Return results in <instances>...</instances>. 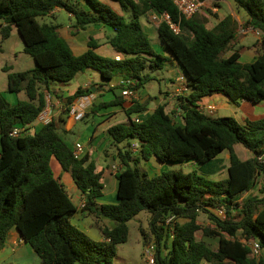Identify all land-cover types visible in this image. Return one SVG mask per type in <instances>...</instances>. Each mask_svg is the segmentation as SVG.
<instances>
[{
	"label": "trees",
	"instance_id": "16d2710c",
	"mask_svg": "<svg viewBox=\"0 0 264 264\" xmlns=\"http://www.w3.org/2000/svg\"><path fill=\"white\" fill-rule=\"evenodd\" d=\"M112 1L121 12L100 0H83L82 6L73 0H0L2 38L15 27L23 51L35 63L32 69L7 74L8 91L24 92V100L10 104L0 95V249L15 228L41 264H113L117 245L127 241V222L144 211L149 220L148 232L142 237L145 242L153 241L154 264H264V164L258 160L264 154V115L249 112L240 123L229 116L213 118L198 105L201 98L213 94L226 96L234 105L241 100L264 101V44L252 62L241 63L239 50L234 48L231 16L207 29L196 15L182 17L170 0ZM234 2L246 13L245 27L264 32V0ZM55 9L69 13L80 30L98 24L110 27L109 44L118 55L97 54L92 38L88 49L75 55L58 24L37 20ZM149 11L167 12L181 29L175 34L165 23L156 26L163 48L183 71L186 94L177 96L183 123L177 124L164 105L140 121L131 115L144 110V105L133 102L124 109L126 121L106 131L113 146L126 142L115 156L119 164L117 202L98 205L104 189L102 171L88 154L74 157L73 148L60 134V120L52 119L34 132L29 128L45 109L53 82L68 83L86 70L98 72L106 82L120 76L124 83L109 88L114 100L94 106V113L102 107L123 106L115 89H124L127 81L132 83L127 87L141 89L151 80L145 69L162 70L170 59L154 49L144 29L142 19ZM228 49L231 53L223 56ZM90 93L89 88H77L64 98L66 108ZM15 127L24 132L11 136ZM133 140L138 144L136 155L129 149ZM237 145L251 155L240 157ZM225 150L228 176L220 180H211L195 169H167L148 177L139 167L141 160L151 158L161 163L196 161L203 165ZM52 158L82 194V210L114 223L112 228L99 226L102 241L72 224L77 208L54 176ZM260 176L261 196L248 195ZM200 214L207 216L208 225L199 224ZM170 216L183 221L169 231L166 221ZM198 231L202 232L200 239L196 238ZM207 239H217V244L212 246ZM242 240L256 241L261 254L252 256Z\"/></svg>",
	"mask_w": 264,
	"mask_h": 264
},
{
	"label": "crops",
	"instance_id": "0c3cea01",
	"mask_svg": "<svg viewBox=\"0 0 264 264\" xmlns=\"http://www.w3.org/2000/svg\"><path fill=\"white\" fill-rule=\"evenodd\" d=\"M73 1L78 2L80 6H82L83 4V0H73ZM224 1L225 0H221V2ZM115 6L116 7H112V8L118 12H121L118 3H116ZM204 8L211 9L214 15H218V19L214 25L209 26L210 22L208 21H210L211 15L203 11ZM61 10L62 9H55L47 16L52 19L57 18V16H59V14L61 13ZM198 13H200L201 15L200 14L197 15ZM198 13L196 14V16L203 19L207 29H212L214 26L217 25V23L220 20L226 17L219 14V7H217L213 11L210 3H207L206 6H204ZM67 14H68V21L70 22L69 25L66 26L63 25V23H58V22H53V23L59 25L58 31L60 35L65 39V41L68 43L70 49L75 55H80L88 49L87 42L89 38H92L97 42V48L95 49L97 54L108 58H115L118 55L110 46L109 37L107 38L104 33L105 27L108 26L102 24L89 25L86 26L85 29L80 30L74 27V23H75L74 18L69 13ZM232 18L234 21L238 23V27H241L240 26L241 20L239 15L238 14L236 16L234 15V17ZM246 18L243 19L244 23L246 21ZM142 23L144 25V17L142 19ZM146 27L148 28L149 25H146ZM146 27L144 26V29ZM258 49H259L258 47H253L248 49L250 51L248 54L250 55L248 56L247 60L250 59V62H252L257 57V55L261 53V51H259ZM163 52L165 54L167 53L165 48H163ZM239 54H240L239 61L241 63L243 62L250 63V62H245L246 60L241 61V56L243 55L241 50H239ZM169 59L170 62H167L165 64L162 71L166 72L167 74L171 72L168 75V77L165 79V83L166 85L169 86L175 85L176 87L173 90L159 91L160 93L158 98H152L151 96H147V98L141 99L139 93L140 89H139L136 91V94L132 99H128L121 95L122 89H115V94L121 96V99L124 101L123 106L118 105V106L102 107L97 112L94 113L92 112V108L94 106L99 105L100 103H111L114 100L115 95L113 92L109 91V88L121 86L122 83H124L123 79L120 76H115L107 83H102L100 82V80H97L98 79L97 77H99L100 75L96 71L86 70L82 73H79L78 75H80L82 79L78 84L77 88H83V89L89 88L91 90V93L89 95L82 96L76 99L72 103V105L67 107L68 110L63 100L65 97L73 94L75 91H71V93H68L65 96L62 94L61 89H59V87H54L52 83L50 84V86L52 85V87L51 88L49 87V90L50 92L53 91V93L50 94V99H51L50 106H48V104L46 105L43 112L40 113V115L37 117L35 122L30 126L29 131L30 132L37 131L42 125L46 124L52 119L58 121L60 120V129H61L62 115L60 114L64 110L67 111L68 114H70V116H73L74 118L76 114H81L82 117L79 120H84L88 118L90 114L93 115L95 114L99 117L100 119L99 125L87 126L85 128V131L82 133V135L79 136V138L74 142V144L79 143L82 145L83 147L82 155L88 154L89 160L94 161L97 170L102 171V182L104 185V189H103V196L97 200L98 205L117 202V197H116L117 182L115 179V173L119 169L118 167L119 164L117 159H115V156H116L117 148L126 147V142L120 143L117 146H113L111 144L112 143L111 139L106 131L110 126L126 121L127 118L125 116L124 109L130 107L133 102L134 104L144 105L145 106L144 110L138 113H133L131 115V118L133 120L140 121L148 117L158 105H164L165 111L167 113H171L172 109H175L177 111L175 112V116L173 117L174 120L175 118L176 119L178 118L176 122L177 124L181 125L183 123L182 115L180 114V108L177 107L178 105L177 96L181 94L183 95L186 94V92L183 93L179 92L180 90L179 87L181 85V82L178 81V79L183 75V73L180 72L181 68L178 65V63L173 58H169ZM176 82H178L179 84ZM108 94L110 95L109 97L107 96ZM150 102H154L155 106L152 108H148V104ZM229 103L231 102L226 96L222 94H213L211 96H206L201 98L200 101L198 102V105L202 104L204 105V107L211 106L215 111V109L217 110L220 108H227L229 106ZM235 106L242 112V115L240 116L239 119L240 123L243 122L245 115L249 112H251L255 116L264 115V113H255L254 108L256 104H253L245 100H241L239 104ZM169 108L171 109L168 110ZM122 113L124 114L125 118L124 117L122 118L121 115ZM119 115H121V117ZM63 131L65 133L67 132L65 129ZM130 143L134 144L135 141L133 140ZM71 147L73 148L74 145ZM108 147H110L113 150L110 151ZM129 149L132 151L134 155H136L138 152V151H134L131 147H129ZM189 163H193V164L195 163L197 166L200 165L196 161H189ZM50 165L54 176L58 179L60 183L64 185L67 193L71 197L72 202L77 208V212L74 214V216L71 219L72 224L75 225L77 228H79L90 238L96 241H102L103 237L100 234L99 226H107L112 228L114 226V223L105 217L95 218L92 215H89L86 211H83L82 209L78 208L79 204L84 200L82 194L75 186L70 174L68 172L63 171L61 166L54 158L51 159ZM113 166H115L116 169H112ZM140 169L145 174H147L148 177L158 175L161 172L167 170L164 169L163 166H161V164L159 163V161L156 160L155 158H151L145 161L144 167ZM195 170L197 169L195 168ZM72 195L74 196L75 200L78 201V203L74 201ZM180 221L183 220L181 219ZM32 252L34 253V251L25 242V240L22 239L18 231L15 228H13L9 231L4 246L0 249V264H25L23 263L22 260L25 259L26 254L31 255ZM202 263L212 264L206 261H202L201 264ZM39 264H41V262H39ZM223 264H231V263L229 261H225Z\"/></svg>",
	"mask_w": 264,
	"mask_h": 264
},
{
	"label": "rangeland",
	"instance_id": "374dc122",
	"mask_svg": "<svg viewBox=\"0 0 264 264\" xmlns=\"http://www.w3.org/2000/svg\"><path fill=\"white\" fill-rule=\"evenodd\" d=\"M100 1L107 2L112 7H116L115 6L116 3L112 2L111 0H100ZM210 4L211 6L215 4V6L219 7V14L222 16L234 17V15L235 16L237 14L239 15L241 20V25H240L241 27H238V23L234 21L235 22L234 48L242 51L243 55L241 56V61L246 60L245 62H250V59L247 60L248 56L250 55L248 54L250 52L248 49L253 47H258L259 48L258 50L262 51L264 39L253 34L252 32H247V33L240 32V28L243 29L245 28V24L243 22V19L246 18L245 11L241 8H238L235 5L234 0H225L224 2H221L220 0ZM83 7H87L86 4ZM203 11L211 15L210 21H208L210 22L209 26L214 25L218 19V15H214L211 9L208 8H204ZM199 14L200 13H198L197 15ZM125 15L128 16L127 13ZM37 20L39 21V23L58 22V23H63V25L66 26L69 25L70 23L68 21V14L64 10H61V13L59 14V16H57V18L52 19L49 18L48 16H45L42 18H38ZM146 25H149V27L147 28ZM143 26L146 27L145 31L148 33L150 42L154 47V49L157 52L166 55L168 58H172L169 54L167 53L165 54L163 52V43L161 42L160 38L156 33V26L152 24L147 14L144 16ZM104 33L107 38L108 37L110 38L113 34L111 28L109 27H105ZM23 46H24L23 41L15 27L12 28L10 34L4 39L2 38V35L0 33V95L10 104H14L17 100H24L26 97L24 92L15 94V93H10L8 91L7 74L12 72L26 71L32 69L35 65L32 57L23 51ZM231 51H232L231 49H228L223 54V56H228L231 53ZM180 72L183 73L182 70ZM144 73H148L151 76V80L148 81L140 89L139 93L141 99H145L147 98V96H151L152 98H158L160 93L159 91L173 90L176 87L175 85L169 86L166 85L165 83V79L168 77V75L171 72L167 74L162 70H151L150 68H147L144 70ZM97 78H98L97 80H100V82L102 83L106 82L100 76ZM81 79H82L81 76L78 75L68 83L53 82L52 85H54V87H59V89H61L62 94L66 96L68 93H71V91H75L77 89ZM52 85L50 86V88L52 87ZM107 96L109 97L110 95L108 94ZM46 99L48 106H50L51 99L48 96V94L46 95ZM154 106H155L154 102H150L148 104V108H152ZM170 109L171 108H169L168 110ZM174 111L175 109H172L171 112L172 117L175 116V113H173ZM254 111L255 113H264V101L256 104ZM60 115H62L60 134L62 135V137L69 146L74 145V142L79 138V136L82 135V133L85 131V128L87 126L89 125L98 126L100 122L99 117L95 114L94 115L90 114L89 117L84 120L75 119L73 116H70V114H68V112L65 110L62 111ZM121 115L123 118L124 114L122 113ZM121 115L119 116L121 117ZM241 115L242 112L234 104L229 103V106L227 108H220L217 110L215 109L214 113L209 116L213 118L229 116L239 121ZM177 119L175 118L174 121L177 122ZM62 129L63 130L65 129L67 132L65 133ZM235 148H236V152L240 157H246V155L249 156L251 155L250 152L245 151L240 145L239 146L237 145ZM108 149L110 151L113 150L110 147H108ZM159 163L161 164V166H163L164 169L181 170L183 172H189L196 168L199 174L211 180H220L228 176L227 169L229 165V155L226 150L222 151L214 159L210 160L209 162L203 165H198V166L195 163L193 164L189 162H178V163L159 162ZM144 165H145V161L141 160L139 164L140 168H143ZM262 185H263V179L260 176L257 180L256 186L250 191L248 195L261 196ZM72 198L76 203H78V201L75 200L73 195ZM148 220H149V214L143 211L137 214L136 216H134L130 221L127 222L128 238L125 243L117 245L116 255L114 257L113 264H150L149 259L146 255V246L149 243L153 244V241L150 240L148 242H145L142 237L143 232L145 233L148 232ZM198 222L201 226L208 225L207 216L205 214H200L198 217ZM201 235L202 232L198 231L196 233V238L200 239ZM207 241L212 246H215L217 244V239H207ZM151 253L152 254L154 253L153 250H151ZM22 261L25 264H39L40 259L35 253L32 252L31 255L26 254L25 259Z\"/></svg>",
	"mask_w": 264,
	"mask_h": 264
},
{
	"label": "built area",
	"instance_id": "2783aa9c",
	"mask_svg": "<svg viewBox=\"0 0 264 264\" xmlns=\"http://www.w3.org/2000/svg\"><path fill=\"white\" fill-rule=\"evenodd\" d=\"M170 1L177 8L180 15L182 17L188 19V18L196 15V13H198L204 6H206L207 3H213V2H216L219 0H170ZM211 8L214 11L217 8V6H215V4H214L213 6H211ZM147 16H148L149 20L152 22V24H154L155 26L159 25L160 23H165L173 33H175V34L181 33V29L179 27V24L174 23L171 20L169 14L167 12L149 11L147 13ZM240 32L241 33L252 32L253 34L264 39V32L253 29L252 27H245L244 29L240 28ZM178 81L181 82V85L179 87V89H180L179 92L180 93L186 92L184 77L181 76L178 79ZM125 84H126V87L124 89H122L121 95L128 98V99H132L136 94V90H134L130 87H127V85L129 86L132 83L127 81V82H125ZM48 96L50 97L49 94H48ZM199 107L203 111H206V113L209 115H212L214 113V109L211 106L204 107V105L199 104ZM81 117H82L81 114L75 115V119H77V120L81 119ZM23 130H24V128H22V127H15L10 132V135L13 137L18 136L19 134L24 132ZM131 148L134 151H137L138 150L137 142L132 144ZM82 151H83V147L81 144H79V143L74 144L73 155L75 158H80L82 156ZM258 160L260 163L264 164V154H261L260 156H258ZM112 169H116V167L113 166ZM83 207H84V201L79 204L78 208L82 209ZM221 212H222V210L219 212V214H222ZM177 222H180L179 218H176L174 216H170L166 221V226H167L168 230L169 231L172 230L174 224ZM242 241L248 245V247L250 248L252 256L258 257L261 254L260 246L256 241H254V240H249V241L242 240ZM153 249H154V246L152 243L151 244L149 243L146 246V255L149 259L150 264H154V257H153V254L151 253V250H153Z\"/></svg>",
	"mask_w": 264,
	"mask_h": 264
},
{
	"label": "water",
	"instance_id": "95a60500",
	"mask_svg": "<svg viewBox=\"0 0 264 264\" xmlns=\"http://www.w3.org/2000/svg\"><path fill=\"white\" fill-rule=\"evenodd\" d=\"M93 90V89H92Z\"/></svg>",
	"mask_w": 264,
	"mask_h": 264
}]
</instances>
